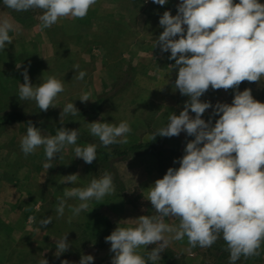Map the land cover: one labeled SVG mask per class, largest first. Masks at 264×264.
Masks as SVG:
<instances>
[{"label": "rangeland", "instance_id": "rangeland-1", "mask_svg": "<svg viewBox=\"0 0 264 264\" xmlns=\"http://www.w3.org/2000/svg\"><path fill=\"white\" fill-rule=\"evenodd\" d=\"M178 2L169 0L161 6L151 0H97L84 18H60L43 31L39 28L41 10L15 12L0 6V16H9L18 29L10 33L13 42L0 50V264H39L42 258L49 264L63 260L78 264L82 255L89 254L94 256L93 264H111L110 242L104 241L106 229L97 220L106 218L113 231L119 222L133 226L134 219L142 215H156L146 200L149 187L169 167H179L173 161L182 157L186 142L194 139L184 132L155 140L151 136L166 125L172 112L178 115L189 99L174 88L177 70L170 68L175 63L168 59L170 52L155 47L163 31L159 17L166 10L175 15ZM77 64L79 70L75 71ZM25 69L33 85L49 76L63 82L64 91L55 100L57 107L40 111L34 100L19 99ZM78 71L86 72L83 80L77 79ZM245 89H251L254 99L264 103V77L259 82H241L239 91ZM86 92L91 93V100L81 102L79 98ZM233 98V89L210 87L201 100L215 105L231 104ZM68 102L79 110L77 116H60ZM212 111L207 109L202 118L208 121ZM9 112H19L46 136H54L61 127L78 129L77 145L96 144L97 159L87 164L75 157L74 146L69 145L53 158L51 168H45L42 147L28 156L21 151L28 123H4ZM189 114L195 115L190 110ZM215 119L218 117H212L213 124ZM125 120L132 129L127 144L105 147L89 132L91 122L118 125ZM145 143L150 148H131ZM105 173L113 177L112 193L90 201L89 208L71 222L68 208L63 217L57 216L58 201L67 188L86 187ZM70 174L79 175L77 182L61 183ZM78 203L67 201L68 205ZM48 216L52 222L41 228L40 220ZM165 222L178 226L179 219L165 218ZM66 233L70 247L57 257L55 239ZM152 247L155 245L137 251L143 255ZM260 249L261 256H242L236 264H264V243ZM229 255L222 238L201 248L191 247L184 237L169 243L158 264H229Z\"/></svg>", "mask_w": 264, "mask_h": 264}, {"label": "clouds", "instance_id": "clouds-1", "mask_svg": "<svg viewBox=\"0 0 264 264\" xmlns=\"http://www.w3.org/2000/svg\"><path fill=\"white\" fill-rule=\"evenodd\" d=\"M147 2V0H145ZM166 5L169 0H151ZM97 0H0V6L15 12L39 9L41 31L56 24L60 18H84ZM177 11L169 10L159 17L163 31L155 40L162 53H169L170 66L177 70L174 88L188 97L184 109L172 112L165 126L156 129L157 136L173 137L184 132L194 139L186 142L182 157L173 161L179 167H169L162 178L149 187L146 200L156 215H142L133 226L117 227L105 238L110 242L111 264H158L161 253L172 240L187 237L191 247H211L219 238L227 244L229 264L260 255L264 243V103L254 99L251 89L239 91L243 81L259 82L264 77V3L261 0H179ZM18 29L13 20L0 16V50L11 44L10 33ZM21 65H17L19 69ZM75 71L79 65H74ZM20 83V100H34L40 111L57 107L55 100L64 91V84L55 76L33 85L27 69ZM85 71H78L83 80ZM234 90L229 103L212 105L201 97L209 90ZM91 93L79 100L87 102ZM212 108V117L202 115ZM194 113V117L189 114ZM77 116L73 102L62 108L61 115ZM132 129L128 121L119 124L89 123V132L105 147L127 144ZM78 129L61 127L54 136L42 134L40 128L28 123L20 142L25 156L42 147L45 168L66 146H74L75 157L91 164L97 159L96 144L77 145ZM78 174L64 176L61 183L75 184ZM114 191L113 177L105 173L93 178L86 187H69L59 199L56 213L65 215L66 208L79 216L89 208V202L101 200ZM69 199L78 200L68 205ZM165 218L179 219L178 226ZM52 222L48 216L40 220L46 228ZM170 234L166 236L165 234ZM155 245L146 254L137 249ZM56 256L70 245L67 233L55 239ZM94 256L82 255L78 264H93ZM39 264H49L42 258ZM61 264H69L63 260Z\"/></svg>", "mask_w": 264, "mask_h": 264}, {"label": "trees", "instance_id": "trees-1", "mask_svg": "<svg viewBox=\"0 0 264 264\" xmlns=\"http://www.w3.org/2000/svg\"><path fill=\"white\" fill-rule=\"evenodd\" d=\"M20 121H23L25 123H29L30 121L26 120L23 118L22 114H20L19 112H9L6 117H5V120H4V123H14V122H20ZM143 146H149L148 148H150V143H145V144H138V145H135V146H132L131 148H142ZM120 153V152H119ZM103 219V218H102ZM102 219H99L97 220V223L99 225H102V226H105V229H106V234H105V238L111 234L112 230H111V223L105 218L104 220ZM102 221V222H101ZM96 222V221H95ZM106 224V225H105ZM96 232V230H95ZM105 241V239H104ZM263 250L259 249V252H260V255L258 256H261V253H262ZM253 257H257V256H253Z\"/></svg>", "mask_w": 264, "mask_h": 264}]
</instances>
